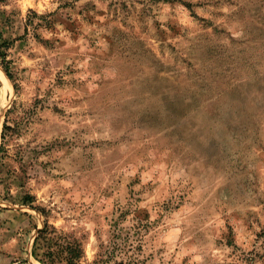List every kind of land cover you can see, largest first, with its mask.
Segmentation results:
<instances>
[{
    "label": "rangeland",
    "instance_id": "374dc122",
    "mask_svg": "<svg viewBox=\"0 0 264 264\" xmlns=\"http://www.w3.org/2000/svg\"><path fill=\"white\" fill-rule=\"evenodd\" d=\"M0 34V264H264V0H0Z\"/></svg>",
    "mask_w": 264,
    "mask_h": 264
},
{
    "label": "trees",
    "instance_id": "16d2710c",
    "mask_svg": "<svg viewBox=\"0 0 264 264\" xmlns=\"http://www.w3.org/2000/svg\"><path fill=\"white\" fill-rule=\"evenodd\" d=\"M10 44H8L6 41H2L1 34H0V57L3 59V64H4V70L7 73L8 77L12 79L11 73L9 71V61L6 60V53L3 51L4 48H8ZM7 121L5 122L4 125V130L8 129ZM4 134V133H3ZM4 136V135H3ZM55 232L53 229H51L48 225L45 226L43 230L38 231L39 237H37L35 243L37 244L40 236L43 234ZM57 254H62V256L65 257V260L67 264H78L80 260L83 258V248L82 245L78 241H66L65 243H62L57 247V250L53 249V247H49V250L46 252L45 258L47 259L46 261H42L43 264H54L55 263V258L54 256ZM105 256L107 257V260H105ZM99 259L96 261V264H109L112 260V256H110V253L104 254V255H99Z\"/></svg>",
    "mask_w": 264,
    "mask_h": 264
}]
</instances>
